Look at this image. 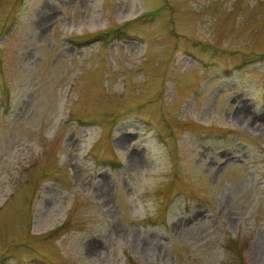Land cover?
I'll return each instance as SVG.
<instances>
[{"label":"rangeland","instance_id":"obj_1","mask_svg":"<svg viewBox=\"0 0 264 264\" xmlns=\"http://www.w3.org/2000/svg\"><path fill=\"white\" fill-rule=\"evenodd\" d=\"M0 264H264V0H0Z\"/></svg>","mask_w":264,"mask_h":264},{"label":"trees","instance_id":"obj_2","mask_svg":"<svg viewBox=\"0 0 264 264\" xmlns=\"http://www.w3.org/2000/svg\"><path fill=\"white\" fill-rule=\"evenodd\" d=\"M239 258V256H237Z\"/></svg>","mask_w":264,"mask_h":264}]
</instances>
